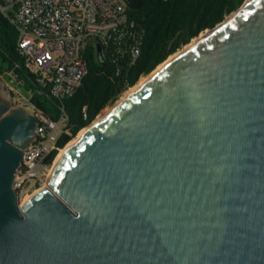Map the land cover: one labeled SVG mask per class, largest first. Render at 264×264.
<instances>
[{
	"label": "water",
	"instance_id": "obj_1",
	"mask_svg": "<svg viewBox=\"0 0 264 264\" xmlns=\"http://www.w3.org/2000/svg\"><path fill=\"white\" fill-rule=\"evenodd\" d=\"M207 31L23 204L39 118L0 76V264H264V0Z\"/></svg>",
	"mask_w": 264,
	"mask_h": 264
},
{
	"label": "built area",
	"instance_id": "obj_2",
	"mask_svg": "<svg viewBox=\"0 0 264 264\" xmlns=\"http://www.w3.org/2000/svg\"><path fill=\"white\" fill-rule=\"evenodd\" d=\"M128 10L123 0H0V11L20 33L19 51L36 77L38 94L59 100L82 86L89 46L105 51L115 46L119 53L130 49L133 58L139 57L141 32ZM13 81L8 82L13 86ZM12 93L15 104L29 107L39 118L37 140L24 151L14 183L20 197L46 184L62 150L58 141L70 132L64 109L58 108L59 117L53 119L32 103V92L24 96L12 88ZM83 111L87 119V107ZM54 151L59 153L48 164Z\"/></svg>",
	"mask_w": 264,
	"mask_h": 264
},
{
	"label": "trees",
	"instance_id": "obj_3",
	"mask_svg": "<svg viewBox=\"0 0 264 264\" xmlns=\"http://www.w3.org/2000/svg\"><path fill=\"white\" fill-rule=\"evenodd\" d=\"M245 1L145 0L141 9L128 10L141 32L138 39L141 48L139 57L133 58L130 49L119 53L115 46L107 51L89 46L85 52L88 75L73 96L60 100L38 94L36 77L26 68L19 51L20 33L0 11V76L12 82L9 76L12 74L15 77L13 86L27 93L32 92V103L53 119L59 117L58 108L64 109L70 134L64 133L58 146L65 149L108 106L134 88L142 77L151 75L193 39L221 24ZM85 107L87 119L84 118ZM58 153H52L48 164L54 161Z\"/></svg>",
	"mask_w": 264,
	"mask_h": 264
},
{
	"label": "bare ground",
	"instance_id": "obj_4",
	"mask_svg": "<svg viewBox=\"0 0 264 264\" xmlns=\"http://www.w3.org/2000/svg\"><path fill=\"white\" fill-rule=\"evenodd\" d=\"M212 33V31H208L204 34H202L200 37H198L193 43H191L190 45H188L181 53L173 56V57H170L165 63H163L162 65H160L151 75H149V77H145V78H142L140 79L139 83L134 87V88H131L130 91H128L124 97L122 98L125 99L126 97H128L129 95H131L132 93H134L136 90H138V88H140L142 85H144L145 83H147L148 81H150L152 78H154L155 76H157L162 70H164L171 62H173L178 56H180L182 53L186 52L187 50L191 49L192 47H194L195 45H197L200 41H202L203 39H205L208 35H210ZM121 100V101H122ZM113 107L111 109H108L106 111H104L101 116L95 121V123L99 120H101L103 117H105L106 115H108L111 111H112ZM92 126V125H91ZM90 126V127H91ZM90 127H88L87 129H85L77 138H75L65 149H62L61 152H60V155L59 157L56 159L55 161V164L52 168V170L50 171V174H49V177H48V182L46 183V186L44 188L46 189H49L50 188V185H49V181H50V178L52 176V173H53V169L54 167L59 163L60 159H62V157L65 155V153L67 152V150L73 146L80 137H82L86 131H88V129H90ZM32 196H29L28 198H26V201L28 199H30Z\"/></svg>",
	"mask_w": 264,
	"mask_h": 264
},
{
	"label": "rangeland",
	"instance_id": "obj_5",
	"mask_svg": "<svg viewBox=\"0 0 264 264\" xmlns=\"http://www.w3.org/2000/svg\"><path fill=\"white\" fill-rule=\"evenodd\" d=\"M204 34V33H203ZM200 37V36H199ZM197 38H195V39H193L192 40V42L191 43H193L195 40H196ZM190 43V44H191ZM190 44H188V45H190ZM187 45V46H188ZM187 46H184L179 52H177L175 55H177V54H179V53H181ZM175 55H173V56H175ZM173 56H171V57H173ZM145 77H149V75L148 76H144V77H142V78H145ZM141 78V79H142ZM2 81H3V83H4V86L6 87V89H7V91H10V92H12V88L15 90V91H17V92H20V93H22L24 96H29L28 95V93L27 92H25L24 90H20V89H18V88H16L15 86H12L11 84H9V82H8V80L6 79V77H2ZM131 90V89H130ZM129 90V91H130ZM128 92V91H127ZM126 92V93H127ZM125 93V94H126ZM13 94V93H12ZM124 94V95H125ZM124 95L121 97V98H123L124 97ZM120 100V99H119ZM118 100V101H119ZM115 105V103L113 104V105H110V106H108L104 111H106V110H108V109H111L113 106ZM103 111V112H104ZM102 112V113H103ZM101 113V114H102ZM101 114L99 115V117L101 116ZM76 138V137H75ZM48 182V181H47ZM46 182V183H47ZM46 186V184H43L42 186H40V187H37V190H32L31 192H29V194H25V195H22V196H20L19 197V201H20V204H23L25 201H26V198H28L29 196H32V195H34L40 188H44Z\"/></svg>",
	"mask_w": 264,
	"mask_h": 264
}]
</instances>
